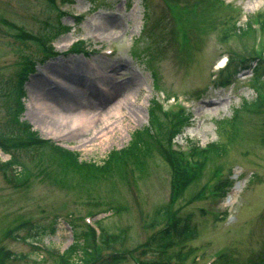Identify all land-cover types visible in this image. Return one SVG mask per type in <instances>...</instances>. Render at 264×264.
Masks as SVG:
<instances>
[{
  "label": "rangeland",
  "instance_id": "1",
  "mask_svg": "<svg viewBox=\"0 0 264 264\" xmlns=\"http://www.w3.org/2000/svg\"><path fill=\"white\" fill-rule=\"evenodd\" d=\"M166 1L74 0L66 5L59 0H0V130L11 126L17 115L20 96L13 86L20 78L21 56L29 55L33 66L22 79L20 118L83 160L101 164L110 150L128 143L133 131L149 125L153 96L164 101L163 107L175 106L178 97L185 105L187 118L172 148L176 143L187 152L196 143H218L224 149L220 155L207 150L204 166H192L193 178L177 195L171 167L155 149L146 156L137 149L144 156L143 171L131 165L126 176L76 173L65 177L67 186L46 174L48 157L43 159L41 148L10 149L20 161L14 164L20 181L16 175L12 182L6 180L0 166V264H62L58 254L68 249L74 235L81 239L90 221L104 230L88 264H102L114 253L127 255L119 264H264V113L241 108L254 100L264 75L255 78L254 65L239 68L232 74L235 78L221 86L214 83L240 60L249 59L250 49L264 56V0H170L173 9ZM249 17L258 18L260 39L256 31L243 38L233 30L235 20L242 25ZM7 22L33 35L55 33L57 25L62 33L53 36V48L45 56L31 40L14 37ZM76 40H82L84 53L69 51ZM109 49L113 52L106 54ZM226 62V69L219 70ZM74 79V91L93 100L113 91V83L130 80L127 89L106 102H126L124 119L115 121L119 129L110 142L83 147L78 135L47 136L42 134L48 130L44 123H32L35 83L48 84L56 94L63 90L62 94ZM237 108L234 126L229 118ZM9 157L0 147V161ZM199 159L200 155L194 157ZM220 180L231 183L221 194L215 188ZM164 206L178 227L186 221L194 224L196 236L174 238L167 248L149 245L160 225L147 224ZM80 250L77 246L71 258L74 264H81Z\"/></svg>",
  "mask_w": 264,
  "mask_h": 264
},
{
  "label": "trees",
  "instance_id": "2",
  "mask_svg": "<svg viewBox=\"0 0 264 264\" xmlns=\"http://www.w3.org/2000/svg\"><path fill=\"white\" fill-rule=\"evenodd\" d=\"M63 1L70 3L73 0ZM212 1L214 3L222 2V0ZM60 15L61 13H58L57 15L58 24ZM146 19H148V11L146 12ZM237 20L233 22L235 24L233 30L237 32V35H240V37L243 38L253 37L254 29L252 27L250 18L243 22L242 25L236 24ZM261 23L262 25H264V17L261 20ZM8 24L12 27L11 29L13 30L14 37L20 40H31L38 47L40 52L45 56L50 54L51 50L44 44V39L53 38V36L55 37L57 36V34L59 35L60 33H62L58 25L55 27L57 29L55 33H52L53 31H50L47 35H33L13 23ZM63 28H65L66 30L68 29L67 26H63ZM77 43L78 42H75L73 45H76ZM249 55V59H244L242 63H236L237 65L232 66L229 74L220 77L217 81V85H223L224 83H226L227 78L233 73L237 72L239 68H252L254 65L255 78H257L256 75L262 74L263 76L264 57L261 55V52L259 55H254L250 49ZM21 57L22 66L20 67L19 71L20 78L17 79L15 85L13 86V91L16 93V95L23 96L24 92L22 79L25 77L30 68L32 69L33 59L29 55H22ZM262 100L260 101L258 100V98H256L249 103L245 101L243 103L244 106H242L241 108L247 107L250 112L260 110V113H264V99ZM149 106V125L133 131V134L128 143L119 149L110 150L104 157V160L101 164H96L92 161L80 159L78 152L54 144L49 139L40 137L35 130L31 129V126L28 122L19 119V115L21 114L23 109L21 100L19 101L17 115L12 118L13 120L11 126L8 124L6 130H0V139L2 141L3 148L7 152H10V149L34 150L37 148H41V155L43 159L46 156L48 157L46 161L47 175L55 180L56 184H60L61 186L66 185L64 180L67 175H73L76 173L88 177H94L96 174L106 175L110 173H117L118 175L126 176L127 174H129L127 170H130L129 166L131 165L138 171H143L144 161L141 156L150 155L155 149L164 159L168 161V164L171 167L172 189L175 195H177L178 192L181 193V190L193 178L192 165L190 164V166L188 162L185 161V159H182L183 154L181 151L171 150L170 147V142L173 136L177 135L180 132L179 126L185 121V118H187V116L184 115V111L182 110H169L167 112H161L159 105L153 99L151 100ZM238 111L239 110L237 108L234 115L229 118L231 125L235 126ZM164 120L168 122V125L165 123L163 124ZM169 130L170 135L168 136ZM210 146V150L213 148V153L215 155H220L224 150L218 143H211ZM141 148L143 155L136 152L137 149L141 150ZM206 153L207 152L201 150H198L196 151V153H194L195 155H200V159L197 160L198 165L196 168L204 166L205 161L203 160V158L207 159ZM10 154L11 157L8 162L9 164L20 162L17 155L13 153ZM26 167L29 168V166L27 165ZM21 178H25V175L22 174ZM16 180H19V176L17 174ZM26 181L27 179L21 180L22 183ZM230 184L231 183H227L225 181L223 183V186L229 187ZM169 214L170 212L168 211L167 207L164 206L163 208L157 210L150 223L147 224L151 228L160 225V228L153 232L150 236V242L148 243L149 245H153L158 248H167V246L171 243V240L176 237L184 240L186 238H192L196 235L195 225L189 224V222L187 221L179 229L177 221L175 222L174 220L170 224H167V226L161 227L168 221ZM50 229L54 231L53 226H50ZM81 234V239H76L77 236L74 235V240L71 245L59 256L61 257L60 260H62V264H74L71 258L73 257L77 246H80L81 248V257H79V259L82 264L86 263V261H88V259L94 254L93 252L95 248L94 238H92V229L87 227V229L81 232ZM125 257L126 256L124 254H113L105 261V264H118L125 260Z\"/></svg>",
  "mask_w": 264,
  "mask_h": 264
},
{
  "label": "bare ground",
  "instance_id": "3",
  "mask_svg": "<svg viewBox=\"0 0 264 264\" xmlns=\"http://www.w3.org/2000/svg\"><path fill=\"white\" fill-rule=\"evenodd\" d=\"M97 79H100L99 76L95 81L93 80L94 86H97V83L95 84ZM129 81L113 83V91L105 96L102 95V98L96 97L94 100L85 92L74 91L75 79L62 88L65 89L62 94L63 90L56 94L53 89L47 88L48 84L44 86L35 83L34 90L37 92V99L34 105L32 104L35 110L33 112L35 118L32 123L35 127H37L38 121L39 124L44 123L48 130L42 134H49L47 136L78 135L77 141L83 147L93 148L108 143L116 136L119 129L118 123L114 124L115 121L118 120L121 123L124 119L125 113L122 109L126 106V102L122 98L111 106H108L107 103L110 99H116L119 92L127 89ZM135 86L134 89L138 91V83Z\"/></svg>",
  "mask_w": 264,
  "mask_h": 264
}]
</instances>
